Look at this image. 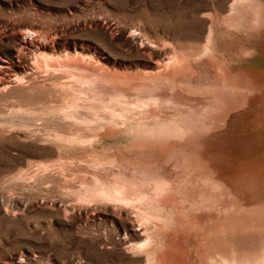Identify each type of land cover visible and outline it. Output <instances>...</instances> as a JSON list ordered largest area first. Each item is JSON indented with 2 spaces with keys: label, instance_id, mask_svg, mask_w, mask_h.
<instances>
[{
  "label": "bare ground",
  "instance_id": "bare-ground-1",
  "mask_svg": "<svg viewBox=\"0 0 264 264\" xmlns=\"http://www.w3.org/2000/svg\"><path fill=\"white\" fill-rule=\"evenodd\" d=\"M230 4L224 19L206 15L204 41L171 43L170 57L124 64L134 65L127 69L95 47L89 52L62 43L50 55L56 48L43 43L44 35L12 30V59L0 58V96L15 101V117H32L23 140L34 150L17 182L48 192L58 187L51 208L69 222L82 211L112 212L117 224L126 221L129 231L121 228L119 238L102 232L90 245L99 247L98 263L264 264V202L248 207L242 197L237 206L216 179V166L233 164L221 161L222 148L216 152L212 139L228 132L221 119L252 98L249 80L235 69L257 54L264 27L263 1ZM146 34L137 29L129 36L141 54L145 46L148 56L156 54L158 44ZM189 57H206L216 79L195 87L163 78ZM26 95L36 96V104L21 101ZM255 145L244 150L249 158ZM249 177L233 185L237 193ZM259 184L254 179L246 190ZM71 210L79 214L74 220Z\"/></svg>",
  "mask_w": 264,
  "mask_h": 264
},
{
  "label": "rangeland",
  "instance_id": "rangeland-1",
  "mask_svg": "<svg viewBox=\"0 0 264 264\" xmlns=\"http://www.w3.org/2000/svg\"><path fill=\"white\" fill-rule=\"evenodd\" d=\"M230 2L0 0V58L12 59L15 38L12 30L20 27L33 38L44 35L41 38L43 43L56 48L54 53L48 51L50 55L56 53L57 56L62 43L71 47H86L89 52L95 47L99 56L108 57L119 69H127L134 65L124 64L139 65L153 60L157 55L170 57L171 43L194 46L200 40L204 41L209 28L206 15L215 16L217 20L224 19L229 13ZM137 29L147 33L150 40L158 44L156 54L148 56L146 46L145 54L140 53L139 41L129 36ZM262 30L257 54L235 69L249 80L254 89L252 98L241 112L221 119L222 125H228V132L212 139L215 149L218 148L216 152L222 148L221 161L233 164L229 168L216 166L215 170L216 179L223 181L237 206L242 197L247 200L248 207L264 202V27ZM163 44L167 46L163 47ZM163 78L201 87L216 79V76L206 57H189L184 65ZM21 101L33 106L38 98L26 95ZM14 103V100L0 96V264H100L97 257L101 253L98 256L95 253L99 247L95 246L91 251L90 245L96 243L102 232H111L108 237L113 234L119 238L116 235L124 234L121 228L129 231L128 223L119 220L120 224H117L112 212L87 214L83 211L80 220L69 222L65 215L51 208L50 201L58 194V187L48 192L43 187L22 186L21 182H17L18 176L25 170L26 153L33 150L28 149L30 143L23 140L28 133L26 126L33 122L30 121L31 116L15 117L11 110ZM251 142L256 145L250 151L254 157L249 158L244 150ZM243 174H250L251 177L245 181L243 192L237 193L233 185ZM254 179L259 181L261 188L246 190L248 183ZM68 216L74 220L79 214L71 210ZM87 218H90L89 222ZM113 254L117 256L116 252ZM104 257L108 260V253L105 252ZM115 260L129 262L128 259Z\"/></svg>",
  "mask_w": 264,
  "mask_h": 264
}]
</instances>
